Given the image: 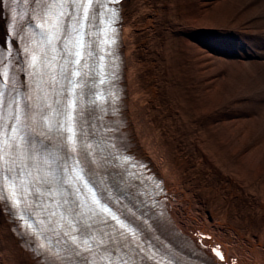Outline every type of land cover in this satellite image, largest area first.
I'll use <instances>...</instances> for the list:
<instances>
[{"label": "bare ground", "instance_id": "6f19581e", "mask_svg": "<svg viewBox=\"0 0 264 264\" xmlns=\"http://www.w3.org/2000/svg\"><path fill=\"white\" fill-rule=\"evenodd\" d=\"M18 1L0 0V50L18 29L10 22ZM19 4L31 6L28 0ZM122 6L123 99L116 115L87 125L104 148L98 155L113 166L106 192L112 187L119 209L126 203L129 209L117 212L140 229L137 249L143 252L123 239L118 243L117 234L107 248L153 258L139 264H162L164 258L264 264V0H126ZM235 65L254 70L246 73L250 83L234 86L225 98L230 89L224 79ZM29 113L28 127L42 133L36 111ZM117 145L126 149L120 155ZM42 148L52 153L47 159L63 157L57 143ZM39 151L34 161L44 164ZM117 156L122 162L113 161ZM124 165L134 175H124ZM59 177L71 194L73 186ZM102 205L116 213L114 205ZM89 222L91 235L102 239L98 231L108 225ZM17 224L0 202V264H62L28 251ZM211 245L221 247L223 262L212 257ZM99 252L85 261L79 254L78 264H96Z\"/></svg>", "mask_w": 264, "mask_h": 264}, {"label": "snow or ice", "instance_id": "6c2138e0", "mask_svg": "<svg viewBox=\"0 0 264 264\" xmlns=\"http://www.w3.org/2000/svg\"><path fill=\"white\" fill-rule=\"evenodd\" d=\"M118 2V0H117ZM91 0H47V3L43 5L37 20V28L40 32V47H47L50 50H55L57 43L63 45L64 52L68 57H74V59H69L68 63L74 65L73 68H68L63 71L65 78L71 76L80 77L81 73L78 70L82 67V58L85 55H91V46L87 44L84 39L85 36V22L91 23L92 16L89 9L92 8ZM67 8H71V11H66ZM115 10H113V15ZM74 21V23L65 24V20ZM24 52L30 57L29 67L34 69L30 75H35L36 72L41 71V69L48 70L51 75L53 82L56 81V76L54 74L55 70L53 67V61L55 57L51 59L47 58V53L38 54L30 47H25ZM8 53L7 49L0 50V67H3V58ZM7 72H0V77L6 76ZM69 83L73 85V95H76L75 88L79 81L73 82L69 78ZM55 104H59L60 101H55ZM71 106V110L69 109ZM44 106L49 110V112L55 111L58 115L62 116V119L58 125L57 130H62L65 133H70L64 138L71 144V151L76 153L78 151L77 143L83 135L82 130L79 126V120L76 115L77 108L74 102H68L62 109L54 107L53 104H48L45 100ZM0 117V121H2ZM49 130H52L51 124L48 125ZM0 131L3 135L0 136V202L11 203L15 206L18 211L26 212L28 207V200L30 196H42V192H36L38 179H54V177H35L31 170H21L19 167L16 169V175L13 176L11 173L13 171L12 164L16 159L13 155V150L20 147L22 142V136L18 129L9 128L7 130L0 126ZM13 133L16 135L13 137ZM75 157H73L74 159ZM26 167V166H25ZM75 167V166H73ZM39 171V169H37ZM74 179L79 183L82 181V176L79 172L76 173ZM77 188V191H80ZM91 200L89 203L77 204L76 209L73 212H79L81 217L88 216L89 219L99 220L101 224L110 225L114 229L115 234L123 238L124 243L128 244L129 248H139L141 243L136 240L135 230L128 224H125L110 207L101 204L100 200L96 198L95 193L91 192L89 189ZM33 207L42 208L43 205L36 203L32 205ZM87 208V211H82L83 208ZM53 216L56 215L55 212L51 213ZM25 220L23 214L20 217ZM60 220H64V216H60ZM110 221H114L115 224H110ZM83 221H77V225L82 224ZM25 225L28 230L32 229V225L28 224L25 220ZM65 227L69 229H76V225L70 222H66ZM92 225L83 224L82 228H79L80 237L72 235L71 231H65L63 234L66 236H71L73 245L76 248L83 247L87 251H94L92 247L95 244L98 247L104 248L108 251L107 246L103 244V240H97L95 236L90 233ZM56 232V229H52ZM40 248L44 251H49L50 249L45 245L41 244ZM115 255V253H113ZM87 264V262H85ZM96 264H128L127 260H113L111 256L105 257L103 260H98Z\"/></svg>", "mask_w": 264, "mask_h": 264}, {"label": "rangeland", "instance_id": "374dc122", "mask_svg": "<svg viewBox=\"0 0 264 264\" xmlns=\"http://www.w3.org/2000/svg\"><path fill=\"white\" fill-rule=\"evenodd\" d=\"M232 70H230L231 72L229 74H227V76L224 79V83L229 87L230 92L228 91L227 95H225V98H228L229 96H231L232 94L235 93V91L232 89L234 86L236 85H243V83H250V81H248V78L246 77V73H251L253 72V68L250 67H245V68H240L239 66H231ZM240 70H246L245 72H242ZM243 94H245L246 96H249V93L244 92ZM250 124V122H249Z\"/></svg>", "mask_w": 264, "mask_h": 264}]
</instances>
